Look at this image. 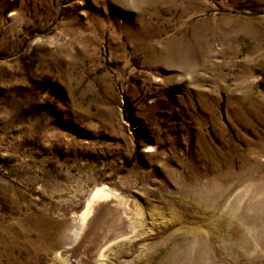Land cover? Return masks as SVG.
<instances>
[{
	"label": "rangeland",
	"instance_id": "1",
	"mask_svg": "<svg viewBox=\"0 0 264 264\" xmlns=\"http://www.w3.org/2000/svg\"><path fill=\"white\" fill-rule=\"evenodd\" d=\"M187 43L188 68L150 57ZM97 187L141 219L109 264L215 227L216 264H243L227 212L264 214V0H0V264H65Z\"/></svg>",
	"mask_w": 264,
	"mask_h": 264
},
{
	"label": "bare ground",
	"instance_id": "2",
	"mask_svg": "<svg viewBox=\"0 0 264 264\" xmlns=\"http://www.w3.org/2000/svg\"><path fill=\"white\" fill-rule=\"evenodd\" d=\"M193 46H195V43L194 45L191 43L183 45L173 44V46L162 48V52L155 51V53H151L150 57H158L159 61L162 59L165 64H176L188 68L191 64L190 57ZM145 48L147 49V46H145ZM249 145L252 144L249 143ZM191 193L195 194V196L199 195V198L209 202V207L211 209L217 208V199L214 197V193H210L208 189L200 190L195 188L191 190ZM113 196L116 197V195L107 188L97 187L93 190L88 203L80 215V224L77 231L74 233L72 245L62 249L59 247V249L53 253L55 259L65 264H109V261H107V253L111 251L114 246L122 244L125 240H128L133 233H136L135 231L140 226L139 222L141 221V219H139V221L136 218L133 222L130 221V211H127L131 210L128 209V207L134 208V204H132L133 201L125 203V201L123 202L119 199L121 198L119 196L116 197V200H113L115 199ZM112 202L119 204V207L111 205ZM120 205H122L121 208ZM262 206L264 209V205ZM103 209L106 210L105 213L107 212V214L100 217V212ZM136 211H138V209ZM139 212L141 211L139 210ZM227 214L231 215V217L235 216V218H239L244 228L243 231H240L242 230L241 228L238 232H232L229 250L236 254V257L239 256L238 260H241L243 264H256L257 260H261V257L264 256V214L244 213L237 216L236 212L232 210L228 211ZM212 217L214 218V216ZM132 219H134V216ZM96 222H98V224ZM215 230H217V227L211 229L210 234L209 232L207 234H201L198 230L193 232L191 228H186L181 234L175 231L167 234L165 237L161 238L155 246L157 249L158 247L161 248L164 246L163 250L161 249V254H159L160 256H158L156 264H216L211 246L213 242H211V240L216 239L215 235H213ZM94 232H96L95 236H93ZM38 235L39 244H36V251L40 255H46L50 246L48 243V231L42 229ZM83 244H86V246ZM258 251L259 253H257Z\"/></svg>",
	"mask_w": 264,
	"mask_h": 264
}]
</instances>
